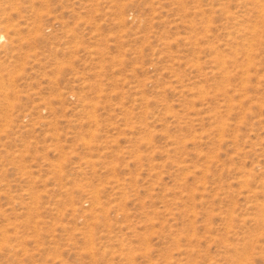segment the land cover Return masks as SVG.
I'll return each mask as SVG.
<instances>
[{
  "label": "rangeland",
  "instance_id": "obj_1",
  "mask_svg": "<svg viewBox=\"0 0 264 264\" xmlns=\"http://www.w3.org/2000/svg\"><path fill=\"white\" fill-rule=\"evenodd\" d=\"M0 264H264V0H0Z\"/></svg>",
  "mask_w": 264,
  "mask_h": 264
}]
</instances>
